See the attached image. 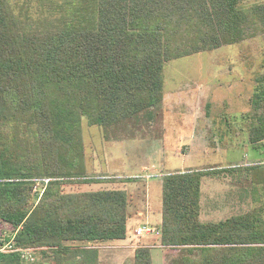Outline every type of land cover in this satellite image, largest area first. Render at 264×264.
<instances>
[{
	"label": "trees",
	"instance_id": "trees-1",
	"mask_svg": "<svg viewBox=\"0 0 264 264\" xmlns=\"http://www.w3.org/2000/svg\"><path fill=\"white\" fill-rule=\"evenodd\" d=\"M259 37L264 3L0 0V226L15 232L0 235V264H23V249L39 253L34 264H99V246L126 239L128 194L63 187L133 181L88 177L82 119L106 140L149 123L163 100L166 64ZM252 83L241 119L259 150L264 71ZM247 170L252 208L208 223L199 220L201 180L222 171L161 178L158 248L178 253L171 264H264V166ZM35 181L45 186L39 197ZM11 239L13 250H1ZM151 248L138 247L130 264H151Z\"/></svg>",
	"mask_w": 264,
	"mask_h": 264
},
{
	"label": "rangeland",
	"instance_id": "rangeland-1",
	"mask_svg": "<svg viewBox=\"0 0 264 264\" xmlns=\"http://www.w3.org/2000/svg\"><path fill=\"white\" fill-rule=\"evenodd\" d=\"M241 2L259 4L264 0ZM263 61L264 38L261 37L175 60L164 67L165 100L151 112V122L142 120L115 133L110 131L106 140L99 127L88 126L86 119H82L88 177L133 181L63 187L64 192L120 189L128 194L126 239L99 246V264H130L135 250L142 245L152 247L151 264H171L178 257L177 252L158 248L157 236L135 237V231L142 226L158 230L160 177L168 172L240 166L242 162L264 166V147L251 148L247 124L241 119L252 96V80L264 71L260 69ZM220 134L224 135L221 140ZM231 176L227 174L220 182L206 180L199 214L202 223L225 220L252 208L251 175L250 185L242 173ZM35 183L33 193L39 197L45 186L40 181ZM242 191H249L248 203L241 202ZM14 234L0 226V235L6 240ZM36 261H41L39 253L33 262L23 261V264Z\"/></svg>",
	"mask_w": 264,
	"mask_h": 264
},
{
	"label": "crops",
	"instance_id": "crops-1",
	"mask_svg": "<svg viewBox=\"0 0 264 264\" xmlns=\"http://www.w3.org/2000/svg\"><path fill=\"white\" fill-rule=\"evenodd\" d=\"M165 97L163 96V100H165L164 99ZM163 100H162V102L160 103V105L163 103ZM159 107V106H158ZM157 109V108H156ZM155 110V109H154ZM220 136V140L224 137V135L223 134H220L219 135ZM249 163V162H248ZM248 163H244L243 164V162H242V164L240 165V166H221V167H214V168H209V169H207V170H202V169H199V168H195L194 170H188V171H222V174L220 173V174H218V175H215V176H205V177H203L202 178V180H201V185H200V201H199V205L201 206V204H202V201H203V192H204V184H205V182H207L206 180H209L208 182H210L211 180L212 181H214V182H220V181H222L221 179H226V177H227V174H229L230 176H231V174H235V173H237V174H239V173H242V175H243V179H244V177H245V175H246V177H247V183L250 185V180H249V178H250V172L247 170V168L250 166ZM229 165H231V164H229ZM184 172H186V171H184ZM171 172H168V174H170ZM232 177V176H231ZM160 178H162V177H160ZM221 178V179H220ZM236 178H238V177H236ZM159 182V181H158ZM160 183V182H159ZM160 186H161V184H160ZM150 194V187L148 186V195ZM249 198H250V193H249V191L248 192H245V191H242V195H241V198H240V200H241V202L244 204L245 202H247L248 203V200H249ZM150 218V217H149ZM156 219V218H155ZM160 219H161V214H160ZM160 222H161V220H160ZM158 227V226H157Z\"/></svg>",
	"mask_w": 264,
	"mask_h": 264
},
{
	"label": "built area",
	"instance_id": "built-area-1",
	"mask_svg": "<svg viewBox=\"0 0 264 264\" xmlns=\"http://www.w3.org/2000/svg\"><path fill=\"white\" fill-rule=\"evenodd\" d=\"M45 184L48 182L47 180L43 181ZM144 235L149 236V237H159V231L153 229L152 227H148V226H142L139 227L136 231H135V237H143ZM13 240L11 239V241L7 242L3 248L1 250H13ZM19 254H20V258L23 261H28V262H33L35 260V252L31 251V250H27V249H23V250H18Z\"/></svg>",
	"mask_w": 264,
	"mask_h": 264
}]
</instances>
